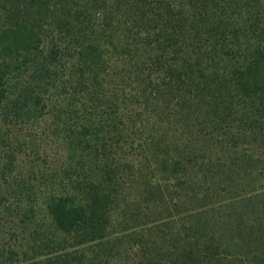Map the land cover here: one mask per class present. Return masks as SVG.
I'll use <instances>...</instances> for the list:
<instances>
[{"label":"trees","instance_id":"1","mask_svg":"<svg viewBox=\"0 0 264 264\" xmlns=\"http://www.w3.org/2000/svg\"><path fill=\"white\" fill-rule=\"evenodd\" d=\"M32 259L264 264V0H0V264Z\"/></svg>","mask_w":264,"mask_h":264},{"label":"rangeland","instance_id":"2","mask_svg":"<svg viewBox=\"0 0 264 264\" xmlns=\"http://www.w3.org/2000/svg\"><path fill=\"white\" fill-rule=\"evenodd\" d=\"M57 152L56 147L54 146H50L47 148H44V152H40L39 155H30L34 161H36L35 159H39L38 164H40L42 166V168L40 169L41 171H43L44 173H50L52 172V170L57 169L58 166V162L56 161L54 163L53 160H55V153ZM26 162H29L30 160H27L26 158H24ZM26 165L27 163L22 164L19 162L18 164V170H22L25 171L26 170ZM40 175V174H38ZM38 175H36V179L33 181L34 183H37L39 185H42L43 181L41 180V176L38 177ZM29 198V196H28ZM27 198H22L21 202H20V209H19V217L24 219V224H22V228H19V237L20 239L18 240V249L19 251H26L27 255H29L30 250H29V245L32 241V238L36 237V234L39 233V237H43L44 235H48L47 232V228H46V221L43 218L44 212L40 209L37 208V205H35L33 202H28L26 201ZM32 209V210H30ZM36 239V238H35ZM39 240V239H38ZM68 245L67 243L64 244ZM70 245H73V242L70 243ZM75 251L76 248L72 247V248H68V249H64V250H48V248L45 250L47 254L46 256H44L41 260L47 259V257H50L52 255H59L61 253V255L63 253H65L66 251ZM30 258V257H29ZM40 259V258H39ZM31 261L30 264H35L38 260H29Z\"/></svg>","mask_w":264,"mask_h":264}]
</instances>
